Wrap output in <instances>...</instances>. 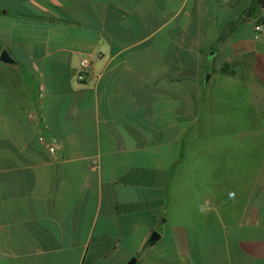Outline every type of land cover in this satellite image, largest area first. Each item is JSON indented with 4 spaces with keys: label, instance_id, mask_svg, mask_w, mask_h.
<instances>
[{
    "label": "crops",
    "instance_id": "crops-1",
    "mask_svg": "<svg viewBox=\"0 0 264 264\" xmlns=\"http://www.w3.org/2000/svg\"><path fill=\"white\" fill-rule=\"evenodd\" d=\"M261 18L259 0H0V264H264Z\"/></svg>",
    "mask_w": 264,
    "mask_h": 264
},
{
    "label": "built area",
    "instance_id": "built-area-1",
    "mask_svg": "<svg viewBox=\"0 0 264 264\" xmlns=\"http://www.w3.org/2000/svg\"><path fill=\"white\" fill-rule=\"evenodd\" d=\"M253 37L255 39H264V19H256L253 23ZM80 72L78 73V79L84 80L88 74L90 69V61L88 58H81L79 64ZM42 95V92H39V96ZM30 116L35 120L36 125L39 128L38 140L49 150L54 153L56 150L60 148V143L58 139L54 136L46 137V131H48V125L37 111L30 112ZM232 193H230L231 195ZM202 208L206 207V205L201 206Z\"/></svg>",
    "mask_w": 264,
    "mask_h": 264
},
{
    "label": "water",
    "instance_id": "water-1",
    "mask_svg": "<svg viewBox=\"0 0 264 264\" xmlns=\"http://www.w3.org/2000/svg\"><path fill=\"white\" fill-rule=\"evenodd\" d=\"M259 3H261L264 6V0H259ZM228 30V25L226 26V28ZM0 61L4 62V63H14L13 60L10 58V56L8 55V53L5 50L1 51L0 54ZM208 78V74L205 76V79ZM157 238V233L153 232L151 234V236L149 237V241H153ZM135 262V257H132L126 264H133Z\"/></svg>",
    "mask_w": 264,
    "mask_h": 264
}]
</instances>
